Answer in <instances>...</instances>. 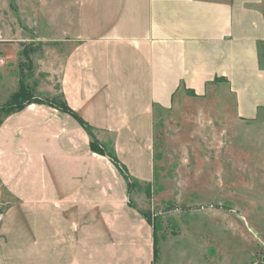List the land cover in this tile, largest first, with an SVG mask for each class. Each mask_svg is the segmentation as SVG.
Wrapping results in <instances>:
<instances>
[{"label":"crops","instance_id":"1","mask_svg":"<svg viewBox=\"0 0 264 264\" xmlns=\"http://www.w3.org/2000/svg\"><path fill=\"white\" fill-rule=\"evenodd\" d=\"M0 26L1 48L42 46L49 97L141 185L155 178V110L185 91L221 79L234 117L264 125V0H0ZM1 132L0 264H156L152 223L74 117L31 104Z\"/></svg>","mask_w":264,"mask_h":264},{"label":"rangeland","instance_id":"2","mask_svg":"<svg viewBox=\"0 0 264 264\" xmlns=\"http://www.w3.org/2000/svg\"><path fill=\"white\" fill-rule=\"evenodd\" d=\"M43 52L28 71L18 46L0 47V126L8 115L2 108L15 104L20 63L31 95H54L57 79L47 80L42 64L35 65ZM233 108L218 79L204 97L185 91L169 111L155 110V178L131 193L129 203L155 229L156 264H264V125L240 122ZM6 139L1 132L0 148ZM4 208L0 203V213Z\"/></svg>","mask_w":264,"mask_h":264},{"label":"trees","instance_id":"3","mask_svg":"<svg viewBox=\"0 0 264 264\" xmlns=\"http://www.w3.org/2000/svg\"><path fill=\"white\" fill-rule=\"evenodd\" d=\"M22 47V56L25 62L28 63L27 69L28 71H31L32 68V57L39 53L42 50L41 45H35L31 43L30 45H27L25 43L19 44ZM22 63L19 64V80H18V90L16 93L13 94L11 97V102L15 103L14 106L12 104H8L2 109L6 108V112H8V115H11L12 113H16L21 111L24 107L34 104V105H47L49 107H52L60 112L67 113L74 117L77 122L80 124V126L83 128V130L88 134L90 137V150L93 153H96L101 156H105L109 159V161L119 170L121 174H123L124 178L127 180L128 184V193H139L141 191L142 185L137 183L136 181H133L126 173L125 169L120 165L117 158L114 156L113 153L108 152L107 147L103 144H100L94 137L92 128L84 122L81 118L77 117L66 105L65 101L63 100V96H55L50 98L48 95L46 96V99L40 98L38 96L34 97V95H31L28 91V87L24 83L26 79V75H24V70H22ZM27 94H29L30 98L26 97ZM32 96V97H31ZM19 100H21V103L16 104ZM148 219V218H147ZM149 221V219H148ZM150 222V221H149ZM156 253V251H155Z\"/></svg>","mask_w":264,"mask_h":264},{"label":"built area","instance_id":"4","mask_svg":"<svg viewBox=\"0 0 264 264\" xmlns=\"http://www.w3.org/2000/svg\"><path fill=\"white\" fill-rule=\"evenodd\" d=\"M4 63H5V61L2 58H0V64L2 65Z\"/></svg>","mask_w":264,"mask_h":264}]
</instances>
